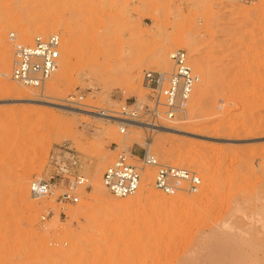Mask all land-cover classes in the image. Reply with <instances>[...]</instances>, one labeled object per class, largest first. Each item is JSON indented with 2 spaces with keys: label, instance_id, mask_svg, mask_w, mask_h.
<instances>
[{
  "label": "rangeland",
  "instance_id": "obj_1",
  "mask_svg": "<svg viewBox=\"0 0 264 264\" xmlns=\"http://www.w3.org/2000/svg\"><path fill=\"white\" fill-rule=\"evenodd\" d=\"M67 12L73 17L60 24ZM159 24L163 30L151 33ZM41 32L61 43L59 68L42 93L1 76L10 71L9 34L30 44ZM159 48L163 60L154 58ZM5 49L0 264H184L190 249L200 255L192 264H229L227 255L234 264H264V0H0V53ZM174 50L203 79L188 120L158 124L187 135L130 128L121 135L117 125L17 103L7 93L13 87L67 107L116 110L144 98L143 73L169 71L164 53L168 59ZM134 135L139 143H121ZM62 143L80 154L90 188L75 206L58 204V189L31 200L30 181L47 178L48 152ZM145 143L160 163L195 171L200 192L167 197L151 187L144 198L115 199L103 188L95 196L105 167L120 154L137 165ZM55 208L63 213L53 219Z\"/></svg>",
  "mask_w": 264,
  "mask_h": 264
},
{
  "label": "built area",
  "instance_id": "obj_2",
  "mask_svg": "<svg viewBox=\"0 0 264 264\" xmlns=\"http://www.w3.org/2000/svg\"><path fill=\"white\" fill-rule=\"evenodd\" d=\"M9 40L12 43L10 71L2 77L22 88L41 93L59 68V36L36 35L30 44H21L16 42L15 35L11 33ZM168 58L169 71L143 73L142 88L146 95L142 100L133 99L116 110L100 111L102 117L118 122L119 134L125 135L129 124L155 127L161 120L177 123L188 119L192 92L200 78L193 72L183 50H174ZM128 160L129 157L120 154L102 173L103 188L115 199L135 196L142 181L149 178L152 179L151 187L167 197L196 195L202 188L201 180L195 171L160 163L146 150L141 159L137 160V165ZM83 167L84 162L80 154L69 144L55 146L48 152L45 169L47 178L33 179L28 185L30 198L35 201L46 199L58 189V204L77 205L80 192H86L90 188ZM146 171L148 173H145ZM41 220H45V216L42 215Z\"/></svg>",
  "mask_w": 264,
  "mask_h": 264
},
{
  "label": "bare ground",
  "instance_id": "obj_3",
  "mask_svg": "<svg viewBox=\"0 0 264 264\" xmlns=\"http://www.w3.org/2000/svg\"><path fill=\"white\" fill-rule=\"evenodd\" d=\"M66 12V11H65ZM72 12V11H71ZM71 12H67V13H64V14H62L61 16H60V18H59V23L60 24H65L66 22H68L69 20H71V18L73 17V14L71 13ZM43 25H45V24H43ZM163 27V26H162ZM162 27H161V25L159 24V25H155V26H153V28H152V32L151 33H153V34H155L156 35V33L158 34V33H160L163 29H162ZM49 28V26L47 27V29ZM82 28V27H81ZM164 28V27H163ZM51 29V28H50ZM22 31V30H21ZM49 31V30H48ZM80 32V31H79ZM82 32V31H81ZM19 33L21 34V32L19 31ZM29 32H26V30H25V32L23 31V36H25V35H27ZM42 34L41 35H45V34H43V32H41ZM19 37H20V35H18ZM22 37V36H21ZM20 37V38H21ZM28 37V36H27ZM72 37V36H71ZM23 38V37H22ZM25 39V38H24ZM66 40H68V39H66ZM28 42V41H27ZM84 45V44H83ZM3 47H5V45H3ZM7 47V46H6ZM2 48V47H1ZM3 49V48H2ZM1 49V50H2ZM7 49V48H6ZM6 49L4 50V52H2L3 54H1L0 53V56H1V59H0V70H2L1 69V65H2V63H3V65L2 66H4V63H5V61H7L8 59H9V56L7 55V53H5V51H6ZM165 49H163L162 48V50H161V48H159V51H158V53H160V54H158L157 55V53H156V57H154L155 59H157V60H161V58H162V60H163V51H164ZM64 52H66V51H64ZM81 52V51H80ZM166 52V51H165ZM89 53H90V51H89ZM87 54H88V52H87ZM166 53H164V57H165V59L164 60H166V64H170V62H169V58L168 59H166V55H165ZM64 57V56H63ZM162 62V61H161ZM8 65V64H7ZM6 65V66H7ZM65 63L63 64V66H62V68H60L61 69V72H62V74H65ZM97 66V65H96ZM199 63L196 65V69L198 68L199 69ZM97 68V67H96ZM197 69V70H198ZM204 70V69H203ZM7 71H9V68H8V70H6V71H4L3 70V72L1 73V76L2 75H4V74H6V72ZM60 72V73H61ZM199 74V73H198ZM62 76H64V75H62ZM202 77V76H201ZM200 78V77H199ZM203 79V78H202ZM202 79L199 81V87L201 86V81H202ZM2 80V79H1ZM1 80H0V82H1ZM4 80V79H3ZM2 84H3V82H1ZM1 83H0V85H1ZM5 85V84H4ZM198 87V85H197V88H199ZM2 88H3V86H2ZM7 89H8V87H6ZM195 89H196V86H195ZM44 90V89H43ZM42 90V91H43ZM52 89H49L48 90V92H50ZM201 91V90H200ZM47 92V93H48ZM195 92H196V94H198L199 93V89H197V91L195 90ZM7 93H10L11 95H13V97L15 96V98L16 99H13L12 101H14V102H17V103H19V102H21L22 104H26V105H37V106H42V107H47V108H56V109H59V110H62V111H66V112H72V113H75V114H83L84 116L86 115V116H88V117H90V118H92V119H94V120H96L97 122H106V123H109V124H111V126L112 125H119L118 124V122L117 121H112V120H108V119H106V118H104V117H102L99 113H100V111L98 110V111H90L89 109H87V107L85 108V109H83V107H82V105H81V107L82 108H74V107H67L66 105H65V102L63 103V102H61V101H59V100H57V99H55V98H53V97H50V96H43V97H41V99H39V100H36V99H32L29 95H26V94H24L23 92H21V91H19V90H17V89H15V88H9L8 89V91H7ZM42 93V92H41ZM9 94V95H10ZM80 106V105H79ZM188 120V119H187ZM128 128H130V129H133V130H144V131H148V132H150V133H154V134H158V133H165V134H175V135H180V136H183V135H187L188 134V132L187 131H184V130H182V129H175V128H172V127H166V126H160V125H156L155 127H145V126H143V125H140V124H137V123H135V124H129V126H128ZM129 132H131V131H129ZM140 142V139H139V136L138 135H134L132 138H126L125 140H122L121 141V143L122 144H124V143H127V144H130V145H132V144H134V143H139ZM129 146V145H128ZM144 150H146L147 152H150L151 151V143L150 144H147V143H145V149ZM151 153V152H150ZM130 154V153H129ZM130 158V157H129ZM131 158H133L132 156H131ZM137 158H136V163H137ZM145 173H148V171H146ZM27 178V177H26ZM98 183V184H97ZM97 183H96V185H94V188H93V193H94V195L95 196H97V195H99V194H101V192H102V190H103V185H102V183L101 182H98L97 181ZM151 185H152V179L151 178H149V179H147V181H142V183H141V185H140V189H139V191H138V193L137 194H141V196L143 195V198H144V196L148 193V191L147 190H149L150 188H151ZM26 192H24L23 193V195H24V197L23 196H21L23 199L24 198H26ZM22 195V194H21ZM146 199H147V197H146ZM31 200H33V199H31ZM24 208V207H23ZM236 209V208H235ZM63 213V210H62V208H55L54 209V211H53V219H56V218H58L61 214ZM29 218H30V216H29ZM193 253V250L192 249H190V250H188V251H185V252H183V255H182V259L184 260V264H192V263H194L198 258H196L197 256H200V255H197V254H192ZM227 256H230L231 258L230 259H228L229 260V262H227V263H229V264H234V262H235V259L233 258V256L232 255H227ZM221 262V261H220ZM223 262H226V261H224V260H222V263ZM256 264V263H255Z\"/></svg>",
  "mask_w": 264,
  "mask_h": 264
}]
</instances>
